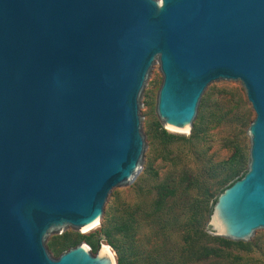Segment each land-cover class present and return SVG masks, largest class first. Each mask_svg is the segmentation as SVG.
<instances>
[{
	"label": "water",
	"instance_id": "obj_1",
	"mask_svg": "<svg viewBox=\"0 0 264 264\" xmlns=\"http://www.w3.org/2000/svg\"><path fill=\"white\" fill-rule=\"evenodd\" d=\"M193 135L216 86L244 89V175L210 209L216 240L264 233V0H0V264H116L64 234L102 227L151 165L144 112ZM219 238V239H217Z\"/></svg>",
	"mask_w": 264,
	"mask_h": 264
},
{
	"label": "rangeland",
	"instance_id": "obj_2",
	"mask_svg": "<svg viewBox=\"0 0 264 264\" xmlns=\"http://www.w3.org/2000/svg\"><path fill=\"white\" fill-rule=\"evenodd\" d=\"M161 80L158 70V77L147 95L149 108L144 112L150 126L152 166L132 191L113 199L106 218L110 214L117 216L129 207L135 212L139 237L146 240V248L155 250V254L173 251L176 245L182 244L184 232L190 228L200 246L220 250V254L227 257L187 262L175 259L174 264H264V233L254 246L225 244L215 241L207 226L209 211L219 192L247 169V130L255 114L244 89L216 86L203 107L198 130L193 135H186L172 133L156 116V97ZM176 183H179L176 199L172 205L173 199H168L169 203L160 207L156 217L161 218L145 217L153 211L158 189ZM175 215L180 218L179 224L170 225L168 220ZM183 224L188 227H181ZM101 229L84 237L64 234L49 252L57 258L83 244L94 255L103 244L116 263V251L107 244ZM116 238L114 234L113 240Z\"/></svg>",
	"mask_w": 264,
	"mask_h": 264
},
{
	"label": "trees",
	"instance_id": "obj_3",
	"mask_svg": "<svg viewBox=\"0 0 264 264\" xmlns=\"http://www.w3.org/2000/svg\"><path fill=\"white\" fill-rule=\"evenodd\" d=\"M244 173L245 172L241 173L238 177H234L232 183L240 179ZM231 184H229V186ZM178 186L179 183L171 185L168 184L163 185L160 189H158L156 193L157 199L155 205L153 206V211L151 214H148L145 217H154V219H160V216L156 217V215L160 213V207H162L165 203H169L168 199H173L170 202V205L173 204L174 199H176L175 194L177 193ZM224 189H222L219 194ZM215 201L216 199L214 200L213 204ZM169 210L171 211V206ZM135 217V212L129 207H126V209H124L122 213H119L117 216H115V214H110L102 226L101 231L106 238L107 244L116 251V264H174L175 259H182L187 262L227 258L220 254V250L211 247L200 246L199 242L193 238L190 228L184 232L185 237L183 238L182 244L176 245L173 251L168 252L164 249L165 253L158 251L157 254H155V250L152 251L151 249L146 248V240L141 236L139 237V225ZM179 220L180 218L175 215L170 217L168 221L170 225L173 223L178 225ZM181 227H188V224L187 226L183 224ZM114 234L117 235L116 240H113ZM215 241L225 244L229 243L223 239ZM158 250H161V248Z\"/></svg>",
	"mask_w": 264,
	"mask_h": 264
},
{
	"label": "bare ground",
	"instance_id": "obj_4",
	"mask_svg": "<svg viewBox=\"0 0 264 264\" xmlns=\"http://www.w3.org/2000/svg\"><path fill=\"white\" fill-rule=\"evenodd\" d=\"M167 128H168V127H167ZM101 253H102V254H107V255H109L110 257L113 258L112 254H111V252H110V250L108 249L107 246L102 245Z\"/></svg>",
	"mask_w": 264,
	"mask_h": 264
}]
</instances>
